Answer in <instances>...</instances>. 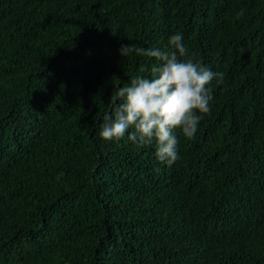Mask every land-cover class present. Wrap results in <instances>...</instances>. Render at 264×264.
Wrapping results in <instances>:
<instances>
[{"label": "trees", "instance_id": "1", "mask_svg": "<svg viewBox=\"0 0 264 264\" xmlns=\"http://www.w3.org/2000/svg\"><path fill=\"white\" fill-rule=\"evenodd\" d=\"M177 33L223 76L169 167L99 133ZM0 264H264V0H0Z\"/></svg>", "mask_w": 264, "mask_h": 264}, {"label": "clouds", "instance_id": "2", "mask_svg": "<svg viewBox=\"0 0 264 264\" xmlns=\"http://www.w3.org/2000/svg\"><path fill=\"white\" fill-rule=\"evenodd\" d=\"M244 15L241 9L236 19ZM121 57L133 54L154 58L150 75H137L129 85L119 87L111 113H105L100 137L106 142H119L126 134L139 147L155 143L157 160L171 167L178 159L179 129L186 139H193L202 115L209 114L213 99L208 87L223 74L194 62L180 33L170 36L168 47L143 48L121 44ZM132 130L129 132V130Z\"/></svg>", "mask_w": 264, "mask_h": 264}]
</instances>
